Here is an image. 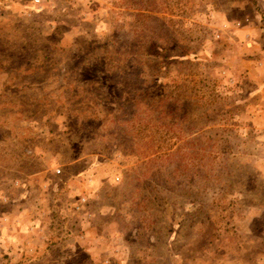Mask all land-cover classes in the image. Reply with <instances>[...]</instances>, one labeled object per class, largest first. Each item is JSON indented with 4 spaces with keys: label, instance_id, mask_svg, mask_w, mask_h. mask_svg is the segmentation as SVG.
Listing matches in <instances>:
<instances>
[{
    "label": "rangeland",
    "instance_id": "obj_1",
    "mask_svg": "<svg viewBox=\"0 0 264 264\" xmlns=\"http://www.w3.org/2000/svg\"><path fill=\"white\" fill-rule=\"evenodd\" d=\"M256 77L264 0L0 5V264H264Z\"/></svg>",
    "mask_w": 264,
    "mask_h": 264
},
{
    "label": "crops",
    "instance_id": "obj_2",
    "mask_svg": "<svg viewBox=\"0 0 264 264\" xmlns=\"http://www.w3.org/2000/svg\"><path fill=\"white\" fill-rule=\"evenodd\" d=\"M11 1L12 0H0V5H1V7H2V9L5 7V6H10V3H11ZM255 77V76H254ZM252 81H254L255 83H257L258 84V81H259V79L256 77V78H253V80ZM261 81V83L259 82V84H258V86L257 87H255L254 89H252L248 94H250L249 96H248V99H250L252 96H254L255 94H262V92H263V94H264V79H262V80H260ZM262 107H264L263 105H262ZM262 109L261 107H259L258 106V109Z\"/></svg>",
    "mask_w": 264,
    "mask_h": 264
},
{
    "label": "built area",
    "instance_id": "obj_3",
    "mask_svg": "<svg viewBox=\"0 0 264 264\" xmlns=\"http://www.w3.org/2000/svg\"><path fill=\"white\" fill-rule=\"evenodd\" d=\"M31 2L38 7H41L44 0H31ZM86 202H87L86 198L82 197L81 200H79V202H77V204H74V206H73L75 208L74 211H76V209H77V211L80 212L81 210L86 209L87 208Z\"/></svg>",
    "mask_w": 264,
    "mask_h": 264
}]
</instances>
